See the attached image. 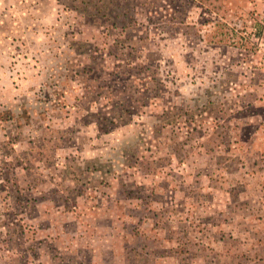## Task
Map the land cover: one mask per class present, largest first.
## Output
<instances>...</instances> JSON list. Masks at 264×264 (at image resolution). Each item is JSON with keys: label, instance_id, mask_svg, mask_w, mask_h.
<instances>
[{"label": "rangeland", "instance_id": "1", "mask_svg": "<svg viewBox=\"0 0 264 264\" xmlns=\"http://www.w3.org/2000/svg\"><path fill=\"white\" fill-rule=\"evenodd\" d=\"M0 264H264V0H0Z\"/></svg>", "mask_w": 264, "mask_h": 264}]
</instances>
